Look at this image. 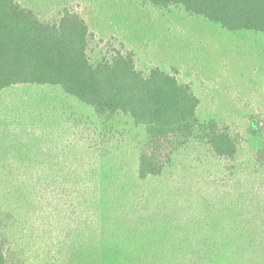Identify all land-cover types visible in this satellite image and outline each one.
Listing matches in <instances>:
<instances>
[{
	"label": "rangeland",
	"instance_id": "374dc122",
	"mask_svg": "<svg viewBox=\"0 0 264 264\" xmlns=\"http://www.w3.org/2000/svg\"><path fill=\"white\" fill-rule=\"evenodd\" d=\"M18 1L42 21L73 4L96 37L92 62L120 49L133 52L139 71L158 67L190 85L201 120H217L240 140L228 163L214 159L204 141L166 140L160 167L178 145L186 146L173 168L139 181L138 156L150 150L149 140L129 117H98L54 87L6 91L0 208L21 213L29 264H96L102 234L111 245L116 238L150 252L135 256V264H160L168 256L167 264L206 263L197 250L242 222L252 227L243 230L246 237L252 223L264 228V153L258 151L264 150V34L227 32L180 8L161 11L136 0ZM251 117L259 121L255 134ZM127 259L118 264H131Z\"/></svg>",
	"mask_w": 264,
	"mask_h": 264
},
{
	"label": "trees",
	"instance_id": "16d2710c",
	"mask_svg": "<svg viewBox=\"0 0 264 264\" xmlns=\"http://www.w3.org/2000/svg\"><path fill=\"white\" fill-rule=\"evenodd\" d=\"M136 1L161 11L180 8L191 17L204 18L227 32L264 34V0ZM71 5L63 6L57 19L42 21L33 9L18 0H0V99L14 88L54 87L98 117H129L136 126L144 128L150 150L154 144L161 143L157 151L142 150L138 156L136 178L139 181L157 178L162 169L173 168L177 155L186 146L178 145L176 152L172 150L168 154L169 165L160 167L158 161L164 141L172 138L186 145L204 141L212 157L219 161L228 163L237 158L238 136L228 127L221 128L217 120H201L200 99L190 85L182 84L158 67L144 75L137 69L135 54L131 51L116 50L110 57L92 62L90 53L95 34L85 17ZM258 128L259 121L251 117L249 132L255 134ZM260 150L259 154L264 153ZM263 158L264 154L262 168ZM248 222L250 225V219ZM251 225L249 237L243 230L252 227L244 228L242 222L226 238L197 250L208 257L206 263L198 264H264V228ZM22 227L20 212L0 208V264L30 263ZM201 231L206 233V229ZM102 237L107 246L102 248L104 243L99 244L103 253L96 264L102 261L118 264L125 258H129L125 262L135 264V256L150 253L132 243H119L116 238L111 245V239L104 234ZM152 245L158 247L156 243ZM109 246L112 250L108 253ZM170 257L160 259L159 263H172Z\"/></svg>",
	"mask_w": 264,
	"mask_h": 264
}]
</instances>
